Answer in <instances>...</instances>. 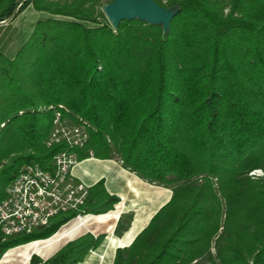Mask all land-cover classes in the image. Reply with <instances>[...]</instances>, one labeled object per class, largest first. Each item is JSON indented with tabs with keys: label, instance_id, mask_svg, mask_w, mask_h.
<instances>
[{
	"label": "trees",
	"instance_id": "16d2710c",
	"mask_svg": "<svg viewBox=\"0 0 264 264\" xmlns=\"http://www.w3.org/2000/svg\"><path fill=\"white\" fill-rule=\"evenodd\" d=\"M113 1L0 0V22L46 15L11 56L0 52V201L26 166L51 170L59 152L116 156L171 196L111 264H264V0H153L172 13L165 29L137 17L113 26L103 12ZM59 106L85 126L83 147L46 144ZM119 202L99 179L78 212L0 233V258ZM105 236L29 264H80Z\"/></svg>",
	"mask_w": 264,
	"mask_h": 264
},
{
	"label": "built area",
	"instance_id": "2783aa9c",
	"mask_svg": "<svg viewBox=\"0 0 264 264\" xmlns=\"http://www.w3.org/2000/svg\"><path fill=\"white\" fill-rule=\"evenodd\" d=\"M61 108L59 106L54 112L46 144L60 143L68 149H79L87 142L86 128L72 122L60 111ZM77 163L75 154L62 151L53 157L51 170L38 165L26 166L6 187L0 201V233L4 236L28 234L47 226L50 219L60 212H78L88 186L74 181L71 171ZM82 216L85 215L77 213L72 219Z\"/></svg>",
	"mask_w": 264,
	"mask_h": 264
},
{
	"label": "crops",
	"instance_id": "0c3cea01",
	"mask_svg": "<svg viewBox=\"0 0 264 264\" xmlns=\"http://www.w3.org/2000/svg\"><path fill=\"white\" fill-rule=\"evenodd\" d=\"M71 172L76 181L82 182L87 186L94 184L99 179H104V186L107 192L116 195L120 202H123V206L128 205V209L135 211L132 221L120 238V241L124 243L123 246H127L133 240L136 234L147 225L150 218L171 196L170 189L157 187L142 181L133 173L123 169L115 158L86 159L77 163ZM138 200L139 204H141L136 209ZM139 221L142 224L138 225L134 236L129 238L130 232L137 227V222L139 223Z\"/></svg>",
	"mask_w": 264,
	"mask_h": 264
},
{
	"label": "rangeland",
	"instance_id": "374dc122",
	"mask_svg": "<svg viewBox=\"0 0 264 264\" xmlns=\"http://www.w3.org/2000/svg\"><path fill=\"white\" fill-rule=\"evenodd\" d=\"M45 16L46 15L43 13H38V12L33 11L31 8H27L24 11H22L21 13L17 14L15 18H12V20H7L4 22H1L0 23V52L11 56L14 53V51L18 48V46L25 39L28 38L35 21H37L38 19H42ZM90 158H94V157L90 156L87 159H90ZM113 158L118 160L119 164L121 165L119 158H117L116 156H114ZM82 161H79V162H82ZM262 174H263L262 171L257 169V170H253V171L249 172L248 175H252V177H258V176L262 177L263 176ZM74 181H75V183H78L75 179H74ZM152 185H154V184H152ZM154 186L163 187V186H159V185H154ZM131 203H132V201H131ZM137 204L138 205H136V209H138L140 207L139 205L141 203L139 204V200H138ZM115 205H114V208H115ZM114 208H113V210H114ZM129 209H128V205L123 206L122 213H121L119 219L112 223L113 229H112L111 233L104 232L103 230H98V231H94V232L91 230H88V231H85L83 233V234H85V233L89 232V233H92L94 235L105 233L106 236L104 237V240L101 243V245L96 250L91 251L86 256L84 261L80 264H111L112 263L115 249L117 247H122L124 244L123 242L120 241L122 233L124 232V230H126L128 225L132 221L133 216L135 215V211L133 209H130V210ZM67 223H65V224H67ZM138 224L139 223L137 222V226H138ZM64 225H62V226H64ZM48 238H45V239H48ZM45 239H36L33 241H39V240H45ZM33 241H30V242H33ZM30 242H27V243H30ZM27 243H25V244H27ZM21 245H24V244H21ZM21 245H17L15 247H18ZM15 247H13V248H15ZM10 249H12V248H10ZM211 253L212 254L215 253V250L213 248L211 249ZM2 256H1V258H2ZM100 256L104 257V258L101 259ZM197 264H208V263H207L206 259H201L198 261Z\"/></svg>",
	"mask_w": 264,
	"mask_h": 264
},
{
	"label": "bare ground",
	"instance_id": "6f19581e",
	"mask_svg": "<svg viewBox=\"0 0 264 264\" xmlns=\"http://www.w3.org/2000/svg\"><path fill=\"white\" fill-rule=\"evenodd\" d=\"M123 202L115 205L114 210L100 215H85L80 218H75L62 226L56 233L48 239L33 241L12 249L7 250L0 264H29V259L32 255H38L41 258H46L53 254L58 248L64 245L67 241L75 239L82 235L85 231H98L111 233L112 223L117 221L122 213ZM142 222L139 221L138 225ZM138 228V226H137ZM135 228V229H137ZM133 230L129 238L134 236L137 230ZM103 259L104 257H101Z\"/></svg>",
	"mask_w": 264,
	"mask_h": 264
},
{
	"label": "water",
	"instance_id": "95a60500",
	"mask_svg": "<svg viewBox=\"0 0 264 264\" xmlns=\"http://www.w3.org/2000/svg\"><path fill=\"white\" fill-rule=\"evenodd\" d=\"M103 12L113 26H116L122 19H132L137 17L138 19L145 20L149 23H161L164 29L167 28L172 15L170 11L159 6L153 0H114L112 3L103 6ZM10 18L7 20H10ZM51 255L44 259L38 255L37 256L42 260H46L51 257Z\"/></svg>",
	"mask_w": 264,
	"mask_h": 264
}]
</instances>
